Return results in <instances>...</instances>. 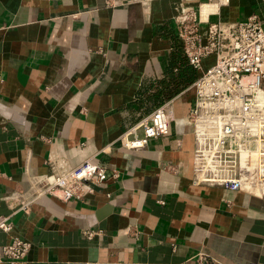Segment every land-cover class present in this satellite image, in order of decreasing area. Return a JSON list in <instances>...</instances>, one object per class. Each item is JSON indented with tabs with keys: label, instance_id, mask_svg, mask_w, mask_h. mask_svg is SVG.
<instances>
[{
	"label": "crops",
	"instance_id": "1",
	"mask_svg": "<svg viewBox=\"0 0 264 264\" xmlns=\"http://www.w3.org/2000/svg\"><path fill=\"white\" fill-rule=\"evenodd\" d=\"M190 7L202 31L264 19L262 0H0V245L29 242L25 264H264V197L192 180ZM166 104L167 136L118 144ZM87 160L118 178L20 210L35 178Z\"/></svg>",
	"mask_w": 264,
	"mask_h": 264
},
{
	"label": "built area",
	"instance_id": "2",
	"mask_svg": "<svg viewBox=\"0 0 264 264\" xmlns=\"http://www.w3.org/2000/svg\"><path fill=\"white\" fill-rule=\"evenodd\" d=\"M175 23L190 64L201 72L187 118L194 143L193 183L264 197V19L253 15L241 23L206 21L208 28L202 31L198 11L190 7L177 15ZM212 55L215 63L204 69V59ZM171 123L166 104L123 133L118 144L143 150L150 141L167 136ZM117 178L116 172L90 160L72 169L53 166L52 173L35 178L20 210L29 211L44 195L80 200L93 186ZM12 231L10 218L0 216V232ZM30 249L29 242L15 237L0 245V259L25 264Z\"/></svg>",
	"mask_w": 264,
	"mask_h": 264
},
{
	"label": "rangeland",
	"instance_id": "3",
	"mask_svg": "<svg viewBox=\"0 0 264 264\" xmlns=\"http://www.w3.org/2000/svg\"><path fill=\"white\" fill-rule=\"evenodd\" d=\"M208 60L210 63H213V62L215 63V56L214 55L210 56Z\"/></svg>",
	"mask_w": 264,
	"mask_h": 264
},
{
	"label": "bare ground",
	"instance_id": "4",
	"mask_svg": "<svg viewBox=\"0 0 264 264\" xmlns=\"http://www.w3.org/2000/svg\"><path fill=\"white\" fill-rule=\"evenodd\" d=\"M209 10V9H208ZM205 17V16H204Z\"/></svg>",
	"mask_w": 264,
	"mask_h": 264
}]
</instances>
